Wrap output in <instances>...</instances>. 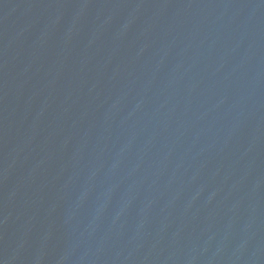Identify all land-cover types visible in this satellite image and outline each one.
Returning <instances> with one entry per match:
<instances>
[{
    "label": "water",
    "instance_id": "95a60500",
    "mask_svg": "<svg viewBox=\"0 0 264 264\" xmlns=\"http://www.w3.org/2000/svg\"><path fill=\"white\" fill-rule=\"evenodd\" d=\"M0 264H264V0H0Z\"/></svg>",
    "mask_w": 264,
    "mask_h": 264
}]
</instances>
